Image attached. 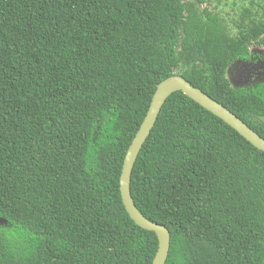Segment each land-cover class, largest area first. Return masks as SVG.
<instances>
[{"label":"trees","instance_id":"trees-1","mask_svg":"<svg viewBox=\"0 0 264 264\" xmlns=\"http://www.w3.org/2000/svg\"><path fill=\"white\" fill-rule=\"evenodd\" d=\"M205 3L0 0V264L152 263L158 237L130 217L120 175L173 74L264 137V82L228 77L264 46V0L232 23ZM131 193L170 231L165 264H264V151L182 91L140 150Z\"/></svg>","mask_w":264,"mask_h":264},{"label":"water","instance_id":"water-1","mask_svg":"<svg viewBox=\"0 0 264 264\" xmlns=\"http://www.w3.org/2000/svg\"><path fill=\"white\" fill-rule=\"evenodd\" d=\"M232 84L234 86L242 85L237 82H232ZM176 91H182L185 95L192 98L202 107L221 118L255 147L264 151L263 136L255 131L233 111L211 97L201 88L193 85L184 76L173 74L159 82L152 96L148 111L127 149L120 175L121 197L130 217L139 226L147 230L154 231L158 237V249L151 264L166 263L170 250L171 235L166 225L149 219L137 207L131 193V176L140 150L151 134L163 105L168 97ZM0 221L2 222L3 220L0 219Z\"/></svg>","mask_w":264,"mask_h":264},{"label":"flooded vegetation","instance_id":"flooded-vegetation-1","mask_svg":"<svg viewBox=\"0 0 264 264\" xmlns=\"http://www.w3.org/2000/svg\"><path fill=\"white\" fill-rule=\"evenodd\" d=\"M232 67L235 71L233 82L240 83L244 86L264 82V54L261 52L252 53L248 59H238ZM242 74L246 75L241 76Z\"/></svg>","mask_w":264,"mask_h":264},{"label":"rangeland","instance_id":"rangeland-1","mask_svg":"<svg viewBox=\"0 0 264 264\" xmlns=\"http://www.w3.org/2000/svg\"><path fill=\"white\" fill-rule=\"evenodd\" d=\"M251 1L256 2L258 0H224L222 2L217 0H210V1L206 0L204 6L208 5L209 7H211V9H213L214 7H219V11L221 15H223L226 18L227 22L232 23L240 15L242 7L250 5ZM251 51L252 53L261 52L262 54H264V47L253 45L251 46ZM234 74H235L234 68L231 66L228 71V77L231 80V82H233ZM245 75L246 74L244 75L242 74L241 76H245Z\"/></svg>","mask_w":264,"mask_h":264}]
</instances>
